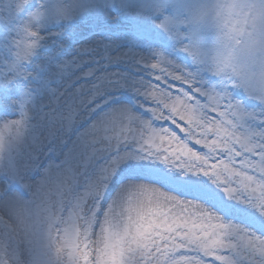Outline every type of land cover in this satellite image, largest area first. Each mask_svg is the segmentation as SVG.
<instances>
[{"label": "snow or ice", "instance_id": "snow-or-ice-1", "mask_svg": "<svg viewBox=\"0 0 264 264\" xmlns=\"http://www.w3.org/2000/svg\"><path fill=\"white\" fill-rule=\"evenodd\" d=\"M0 264H264V0H0Z\"/></svg>", "mask_w": 264, "mask_h": 264}, {"label": "rangeland", "instance_id": "rangeland-1", "mask_svg": "<svg viewBox=\"0 0 264 264\" xmlns=\"http://www.w3.org/2000/svg\"><path fill=\"white\" fill-rule=\"evenodd\" d=\"M87 30H88L87 26L85 25L84 28H83V31H84L85 34L87 33ZM49 46L51 47V44ZM177 86H179V85H177ZM165 126H171L170 122H169V124H166Z\"/></svg>", "mask_w": 264, "mask_h": 264}]
</instances>
